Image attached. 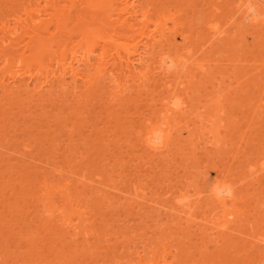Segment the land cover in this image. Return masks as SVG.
<instances>
[{"label":"rangeland","instance_id":"374dc122","mask_svg":"<svg viewBox=\"0 0 264 264\" xmlns=\"http://www.w3.org/2000/svg\"><path fill=\"white\" fill-rule=\"evenodd\" d=\"M163 1L193 32L195 55L177 81L170 77L179 109L168 116L166 145L156 151L142 143L145 123L157 121L168 94L154 63L142 84L125 75L118 85L94 75L85 83L92 66L74 83L70 75L63 86L52 77L55 53L65 48L80 57L96 39L95 63L104 41H127L106 26L102 9L81 3L69 13L71 4L60 2L56 16L51 9L34 15L50 22L39 65L28 63L30 32H0V82L12 88H0V264H264L252 246L264 231V29L240 26L222 7L236 0ZM20 2L0 0V25L14 26ZM213 4L224 9L225 30L217 36L202 23ZM78 15L81 25H96L87 36L56 32L54 18L75 27ZM180 38L178 31L175 42ZM37 71L38 81L29 77ZM13 72L21 81L12 82ZM222 178L234 185L236 209L245 211L234 224L208 194ZM59 207H68L67 216Z\"/></svg>","mask_w":264,"mask_h":264},{"label":"bare ground","instance_id":"6f19581e","mask_svg":"<svg viewBox=\"0 0 264 264\" xmlns=\"http://www.w3.org/2000/svg\"><path fill=\"white\" fill-rule=\"evenodd\" d=\"M161 1L157 0L156 4L154 3L155 1H153L154 3L153 4L149 0H21V2L18 4L20 8L23 7L21 8V10L23 9V12L22 11L20 12L25 17L22 18L23 15H17V17L14 18L15 22L12 21V23L14 24V26L12 27H10V24H7L8 22L1 23L0 32L6 35L8 34L10 36L17 35L19 37L23 36V34H27L28 32H30V34L32 35L28 36V38H30L28 39L29 42L27 41L24 44V46L26 47L29 46L30 48H33V49L35 48V49L33 52H31L29 57H27L28 63L29 64L35 63L39 65V62H41L39 61L40 55L42 54L43 51L49 50V48H46L44 45L45 38H43V34L49 32L50 22L42 18H38L37 20H34L33 19L34 15H36L41 10L51 9L53 11V14H51V16H54V15L56 16V14H58L64 8V6H59L60 2H69L71 4L69 6V13L73 11L72 10L73 8L74 10L75 9L77 10L78 7L81 8L80 7L81 3L84 4L83 10L90 11L91 9L92 10L94 9L96 11V10L102 9V11H104L105 13L103 18L107 17V19L105 18L106 19L105 21L104 20L100 21L99 24L101 23V26H105L102 24V22L104 21L106 26H109V28H111L112 31L124 32L123 36H125L127 41L119 42L117 40H113L111 41V43L104 41L103 47L100 46L101 47L100 53L95 54L97 57L95 63L91 62L92 61L91 55L94 54L95 48L99 46L98 40L96 39L92 40L93 43H91L90 47H88L90 49L86 51L87 54L80 56V57H77L74 47H71V49L69 47L65 48L64 51H62V53L60 54L55 53L56 55L53 59H56L54 61L57 62V66L55 64L56 68L53 71L52 77L55 79V81L60 86H63L65 82V76L70 75L74 83V81H76L75 78L79 77L80 73H83V72L85 73L84 69H87L89 71L91 69L90 67L92 66L94 71L93 72L89 71L90 74H86L85 76H83V80L85 81V83H87V80L84 78H86L89 75H92L91 79L95 80L96 79L95 77H97L98 78L96 80L97 82L98 80L100 81L102 77L103 79L108 77L110 81H112L110 82L109 80H107L109 81V83H113V84L115 83L118 85L120 83V81L118 82V79L120 78L124 79V75H125L127 79L131 77L132 81H135L137 79V80H140L139 84H142L143 81L147 79L145 75L148 74V72L150 71L149 67L151 66V63H154L155 66L152 67L154 68L153 70L155 71L154 73L158 74L157 76H160V78L163 77V79L164 78L166 79V80H162V82L164 81L163 83L161 82L160 83L162 87L164 86L166 90L165 93L167 92L168 94L164 97V99H162L163 101L161 100L162 108H160L161 112H160V115L157 121L148 122L147 124L145 123V126H144L145 129L142 131L143 132L142 133L143 135L142 143L147 148L156 151V150L163 148V146L166 145L165 140H166V137L168 136V133L166 132L165 127L168 124L167 123L168 116L171 113L178 112V109H179V106L177 105L176 101L173 102L172 100L173 97H175L176 95L177 86L176 84L174 85L173 88L171 87L172 85L170 86V81H171L170 77L173 76L175 80L177 81L178 77L183 72L184 68L188 65V62L189 64H194L192 63L191 58L195 55L193 51V47L192 45H190V43H192L191 40L194 37L193 32H191L185 27L186 21H182L179 18L180 16L179 10L172 12V10L170 11L171 8H169V6H165V3H163L165 1H163L162 3ZM223 1L225 0H222L221 2ZM259 2L264 3V0H236V3L233 4L234 6L229 7V5L226 4L228 7L227 6H225L226 8L224 6L222 7L224 9L228 8L227 9L228 13L229 11H231L232 16L239 17L240 21L238 24L240 26H245L246 25L245 23H247V25L251 24V26L259 25L258 27L260 28L262 27L261 29H264V12L260 13L261 11L259 9L261 6L259 5H261V3ZM218 3H220V1ZM167 5H169V3H167ZM221 5L219 4H213L212 6L210 5L211 7L209 8V10L207 12L205 11V16L207 17L205 19L202 18V23L205 21L204 22L205 28L208 30V32L212 33L213 36L215 34H216L215 36L222 34L223 30H225L223 29L224 26L222 27L220 25V20H219V16L222 13L221 10L223 9ZM207 6H209V4H207ZM20 8L18 7L17 9H20ZM261 8H264V7H261ZM78 14L81 15V13H78ZM80 15H78L79 17H77V19L75 18L77 20L76 21L77 23L76 22L74 23L75 27L73 26L68 27L66 20H63L61 22L59 18H54L56 21L55 22L56 29H57L56 32L60 31V29L61 31L64 30L62 32V35L63 34L68 35V37L70 38L72 36L70 34L73 31H75L74 29L76 30L78 29L80 35L84 33V35L87 36V34L91 32L96 27V25L93 26V23L91 22L87 23L86 25L85 24L81 25V23H86V21L83 22L85 19L81 20ZM232 18L231 20L233 21ZM234 19H237V18L235 17ZM169 22L173 24L172 27L168 26ZM77 25H79V27H76ZM149 25H153V28L149 29ZM178 31L181 33V38H180V42L176 43L175 36ZM154 33H157L158 36L156 37ZM51 35L52 37L54 36V34H51ZM207 41H209V39ZM20 42L21 41H19L16 45L20 44ZM15 50L18 51V48H16ZM23 53L21 52L20 54L21 60L24 59ZM66 53H68L69 56H67L68 54ZM61 54L63 55L66 54V56L62 57ZM187 59L188 60L190 59V60L186 61ZM7 60H8V57H7ZM200 65H204V64L201 63ZM38 72L39 71H37L34 74H30L29 77L32 79H36V77L38 76L36 74ZM122 75L123 77H121ZM99 76L101 79L99 78ZM20 78L21 76L17 75V72L15 73L13 72L11 74V79L14 80L12 82H15V80H20ZM154 79H156V77ZM36 80L38 81V78ZM50 80L51 78L48 80L45 78V81L43 83L46 82V84L47 83L49 84ZM93 80H91V82ZM156 80H159V79H156ZM153 81L155 82V80ZM94 82L95 81H93V83ZM126 82L127 81L125 80V83ZM94 85L97 86L98 84L95 83ZM6 86H9V85L8 84L4 85L3 82H0V88H3L4 90H7V91L12 90L11 86H9L8 88ZM126 86H123L122 88L124 87L127 88ZM128 87H131V86L128 85ZM122 90H126V89H122ZM122 90L121 92H123ZM251 170H252L251 168L248 169V172H250V174L252 173ZM43 186H46L45 188L48 190L47 195L50 194L51 188L48 189V187L50 186L48 184L45 185L44 183H43ZM233 186L234 185L229 183L225 178H222V179L217 180L215 186H213L214 188L212 187L208 191V194L212 198V201L215 202L216 206H218L217 209L219 210L217 211L219 212L221 211L220 213H222L223 217H225L224 220H226L227 218L226 221H228L229 224L230 223L234 224L235 223L234 221L240 220L242 218V214H244L245 212V211L243 212L242 210L236 209L235 205H236L237 198L234 195L235 189L233 188ZM46 205L48 206L49 213L51 214V212L53 211V207L55 208V206L54 205L52 206L49 200L46 202ZM60 208L62 207H59L57 209L61 213V216H67L66 214L68 213L67 211L68 207H63L61 210ZM251 215L253 216L254 214H249V216ZM262 216H264V214H262ZM251 221L252 223L256 222L253 220ZM257 226H260V225H257ZM228 227L229 225L227 224L223 228H228ZM234 227L235 226H232L231 229H233ZM258 233L259 234L257 236L255 235V238H253L255 239L254 241L256 245L255 246L252 244L251 245L253 247H257L256 250L258 249L257 251H259V255H260L258 256L261 257V261H264V231L258 232ZM257 251L254 250V253ZM203 256L204 255H202V257ZM199 262L200 263L203 262L201 264H205L204 262L206 261L201 260ZM256 263L258 264V262Z\"/></svg>","mask_w":264,"mask_h":264}]
</instances>
